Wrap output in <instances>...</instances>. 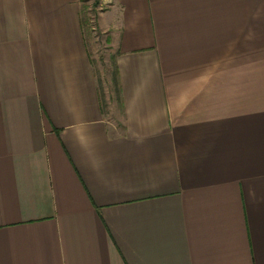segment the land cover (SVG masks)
<instances>
[{"label": "crops", "instance_id": "obj_1", "mask_svg": "<svg viewBox=\"0 0 264 264\" xmlns=\"http://www.w3.org/2000/svg\"><path fill=\"white\" fill-rule=\"evenodd\" d=\"M0 0V264H264V0Z\"/></svg>", "mask_w": 264, "mask_h": 264}, {"label": "rangeland", "instance_id": "obj_2", "mask_svg": "<svg viewBox=\"0 0 264 264\" xmlns=\"http://www.w3.org/2000/svg\"><path fill=\"white\" fill-rule=\"evenodd\" d=\"M101 2L103 0H83L82 18L99 79L103 106L109 112V117L115 118L120 108L119 95L115 86L116 68L113 60L115 54L109 46V38L95 28L99 12L107 6L101 5Z\"/></svg>", "mask_w": 264, "mask_h": 264}]
</instances>
